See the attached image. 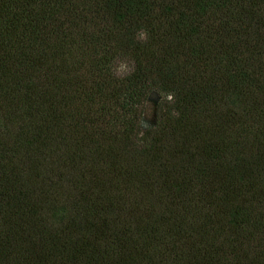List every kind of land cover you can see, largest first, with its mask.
<instances>
[{"label": "trees", "instance_id": "16d2710c", "mask_svg": "<svg viewBox=\"0 0 264 264\" xmlns=\"http://www.w3.org/2000/svg\"><path fill=\"white\" fill-rule=\"evenodd\" d=\"M0 264H264V0H0Z\"/></svg>", "mask_w": 264, "mask_h": 264}, {"label": "clouds", "instance_id": "9594fccd", "mask_svg": "<svg viewBox=\"0 0 264 264\" xmlns=\"http://www.w3.org/2000/svg\"><path fill=\"white\" fill-rule=\"evenodd\" d=\"M137 39L138 40H141V41H145L147 40V33L146 31H144L143 29H141L138 33H137ZM123 61H119L117 62V65H116V68H115V71L118 75H122V67H123ZM124 71H127V69L125 68Z\"/></svg>", "mask_w": 264, "mask_h": 264}, {"label": "rangeland", "instance_id": "374dc122", "mask_svg": "<svg viewBox=\"0 0 264 264\" xmlns=\"http://www.w3.org/2000/svg\"><path fill=\"white\" fill-rule=\"evenodd\" d=\"M150 100L153 102V103H155V102H157V97L156 96H154V95H151V97H150ZM238 157V156H237ZM236 160V159H235ZM237 163V162H236ZM238 165V164H237Z\"/></svg>", "mask_w": 264, "mask_h": 264}]
</instances>
